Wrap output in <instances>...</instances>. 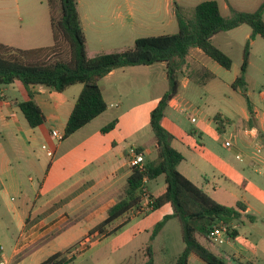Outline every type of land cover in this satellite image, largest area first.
Masks as SVG:
<instances>
[{"label":"crops","instance_id":"0c3cea01","mask_svg":"<svg viewBox=\"0 0 264 264\" xmlns=\"http://www.w3.org/2000/svg\"><path fill=\"white\" fill-rule=\"evenodd\" d=\"M225 1L223 2L226 5ZM262 1L230 0L228 8L232 5L231 7L237 10L253 11ZM217 2L220 8L219 0ZM101 3L111 5L110 11H98V5ZM130 3V0H77V10L85 36V49L88 57L101 52L123 51L133 46L138 36L133 35L132 29L137 26V22L132 13L125 14L122 11L124 8L130 10ZM238 4L247 5L249 8H242ZM121 5H125V7ZM168 13L175 16V12L169 11ZM23 19L20 16L18 25L11 30L12 40L5 41L0 38L1 43L21 49L51 45L44 44V37L36 40L33 44L23 41L17 42L14 37L21 31L22 24L20 22ZM46 20L43 13L40 15L35 14L33 18L34 26L39 24L43 34L46 32ZM33 31H31L32 34ZM250 33L251 29L247 34V38H249ZM216 34L211 39L213 44ZM214 45L220 48L219 45ZM201 53L203 54L199 48H191L186 55L185 63L178 74V92L181 89L187 90L191 84L206 86L211 80H208L204 85H200L188 76V71L194 65L193 62L198 63V68H206L199 62ZM195 55H197V58H195ZM151 75L158 77L160 81L164 79L166 83L163 87L162 84H159L157 91L155 86L151 84L149 94H146L147 89L144 87V81L141 88H139L136 80ZM15 82L20 83L14 81L7 85L14 86ZM99 85L107 105L105 111L68 137H62L60 140L53 137L51 131L56 130L63 136L66 121L81 91L82 84L78 87H75V84L70 85L63 91L50 90L38 85L31 86L34 100L45 117L44 122L34 128L28 125L18 107V102L28 98L24 86L22 85L25 96L23 100L17 98L8 100L5 95V88L0 86V104L5 106L4 111L0 109V119L3 121V126L13 131L14 136V143L9 146L11 153L14 155V165L10 161L1 159L0 170L3 172L2 170L6 165H12L13 179L19 185L20 190H22L21 175L30 168L39 173L41 177L35 191V202L28 206L25 198L21 204L13 205L10 209L12 220L18 221L21 228L10 257L1 260V263L19 264L26 258L37 257L45 248L48 249L47 258L49 255L64 251L77 243V246L67 254V257L73 258L72 264H82L83 262L81 263L78 260L84 256L87 257L90 254L89 252L101 244L102 241L108 240L106 242V244H109L108 254H114L129 246L139 234H149L150 229H153L158 221L165 215L172 213L170 203L164 204L158 210L148 207L149 195L157 196L164 189L162 192L155 194L148 187V184L156 179L145 180L147 193L143 196L139 208L122 215L111 224V226H116L126 222L121 230L109 236L87 235L89 229L101 222L106 217L108 209L120 199L119 197L126 187L127 177L131 172L130 150L132 148L140 149L145 155V162L156 158L155 139L149 120L151 110L158 104L160 98L168 89L166 64L156 62L149 65L115 68L99 80ZM218 115V122L225 121L221 114L218 113ZM165 119L166 114L164 113L161 124L170 132L171 130L165 125ZM242 119L243 124L236 126L233 130L236 139L229 146L232 151L231 155L234 157L239 155V158H235L241 165L235 167L229 160L226 161L225 164L229 171L228 173L225 172L227 176L224 179L231 184L230 186H222V190L231 197L230 204L224 205L235 206L237 202H240L243 204L244 209L240 210L239 220L227 224L228 238L225 242H234L232 253L234 257H241L242 260L239 261V264H264V249L258 247V239H264V114L258 110H245L242 113ZM113 120H115L113 127L103 130V127ZM220 128L224 129L223 123H220ZM147 130L148 133H146ZM149 132L152 136L149 135V139L144 140L143 136H148ZM45 136L51 142L53 156L49 157L45 152L46 159H41L35 157L32 150L33 146ZM174 136L173 139L176 137ZM174 140L178 141L177 137ZM171 145L182 153V150L172 142ZM191 145H194V143L192 142ZM46 147L48 148V146ZM250 150H254L256 154H253ZM151 154H154L153 158H150ZM184 160L185 157L182 161ZM178 170L193 181L188 174L182 172L179 168ZM229 173L234 175L233 180H231ZM202 179L204 183L206 181L209 183L206 177ZM29 180H32L31 176H29ZM201 188L219 202L204 189V186ZM212 189L214 193L221 190L217 186ZM136 218H139V221H136L133 225L132 221ZM246 221L251 223L250 227L241 234L239 225L245 226ZM130 225L131 228H129ZM77 226L83 229L78 240L68 245H63L61 241L58 242L59 237L64 234V230ZM232 230H235L233 237L230 234ZM245 234L258 241L253 243L250 240L251 238L249 239ZM240 237L243 241L238 244L236 239ZM205 239L211 241L208 238ZM58 245L60 246L58 247ZM148 245H151L154 255L153 244ZM52 246L53 250L49 249ZM163 249L160 246L159 251L163 252ZM221 253L230 257L226 252ZM193 256L196 255L193 253L189 255L188 263ZM44 259L40 260L38 258L35 263L38 264ZM154 264H156V259H154Z\"/></svg>","mask_w":264,"mask_h":264},{"label":"trees","instance_id":"16d2710c","mask_svg":"<svg viewBox=\"0 0 264 264\" xmlns=\"http://www.w3.org/2000/svg\"><path fill=\"white\" fill-rule=\"evenodd\" d=\"M46 1L53 37L50 46L21 49L0 42V85L19 81L24 86L28 98L18 102V107L30 127L34 128L45 120L43 112L34 100L31 86L38 85L50 90L63 91L70 85L82 84L65 124L63 138H66L105 111L107 105L99 80L111 70L156 62L166 64L168 89L151 110L149 120L155 139L156 158L145 162L143 169L131 168L123 196L108 209L106 217L101 222L89 229L87 235L100 236L115 232L121 225L109 231L106 230L107 226L122 215L139 208L143 196L147 193L146 181L163 176L164 191L157 196L150 194L148 205L150 209H156L170 203L172 213L165 215L154 225L150 238L153 239L157 235L167 220L176 218L180 224L184 248L173 264H188L191 253L206 264H227L208 250L198 237L207 238L210 229L218 223L227 225L239 220L240 210L244 209V206L240 202L235 206L217 202L178 170L177 165L184 156L171 145L173 135L162 126L161 119L169 101L177 93L178 74L191 48H199L204 55L229 69L232 60L212 43L213 35L246 24L251 29L249 39L257 35L264 38V0L253 11H241L229 6L231 14L227 17L221 14L217 0H203L197 3L189 17L176 7V32L137 37L131 48L102 52L92 57L86 54L77 0ZM61 40L68 45L69 54L66 60L62 55L67 54V50L64 51ZM248 54L249 41L244 45L240 74L231 85L233 89L244 91ZM188 76L198 84L204 85L213 78V73L205 67H200L192 68L188 71ZM218 117L219 115L215 116L216 121ZM114 123L115 120L111 121L103 130L113 127ZM217 128L220 129V122ZM230 234L233 237L235 230ZM74 246L75 244L64 251L55 252L38 264H72L73 258L67 257V254ZM145 254L147 259L141 264H154L150 245L146 247Z\"/></svg>","mask_w":264,"mask_h":264},{"label":"rangeland","instance_id":"374dc122","mask_svg":"<svg viewBox=\"0 0 264 264\" xmlns=\"http://www.w3.org/2000/svg\"><path fill=\"white\" fill-rule=\"evenodd\" d=\"M201 1L203 0H130V10L124 8L122 11L125 14L128 12L132 13L137 22V26L132 29L134 36H151L176 32L177 24L175 16L168 12H175L176 7H179L178 10L186 17H189L193 7ZM223 1L225 0H219L221 14L225 17L230 16L231 13L228 8L230 0L225 1L226 5ZM121 6L125 7V5ZM238 6L249 8L247 5L238 4ZM110 7L111 5L108 3H101L98 5V11L109 12ZM41 13L47 19L45 21L46 32L44 34L41 26L39 24L34 26L33 21L34 15H40ZM20 16L24 19L20 22L22 24L21 31L14 37L17 42L23 41L28 44H33L36 40L44 37V44H52L50 13L46 0H0L1 40H12L11 30L18 25V18ZM32 30H34L33 34L31 33ZM249 32L250 27L246 24H241L238 28L216 34L213 42L229 54L232 60L231 67L226 69L201 53L199 62L213 73V78L206 86L191 84L187 90L181 89L180 92L177 91L176 95L172 98L175 99L170 102L171 99L165 109V125L171 130L170 133L178 139V141H175L174 139L176 137L174 136L175 138L171 142L182 150V154L185 157V160L177 165L178 168L188 174L200 188L204 186V189L219 200V202L227 205L230 204L231 197L222 190V186H230L231 183L224 179L227 176L225 172L228 173L229 171L225 163L229 160L235 167L240 166L241 163L236 159V155V158L231 155L232 151L229 146H225V141L233 142L236 139L233 130L236 126L243 124V111L253 109L264 114V101L262 100V94H264V38L257 35L253 39H249L247 38ZM247 41H249V54L245 73L246 85L244 91H241L240 89H233L231 85L240 74L243 49ZM61 42L63 43L62 47L64 51L67 50V54L62 55V58L66 60L69 54L68 45L64 40H61ZM195 58H197V55H195ZM193 63L194 65L192 66L198 69V63ZM136 81L139 84V88H141L144 81V87L147 89L146 94H149L151 84L155 86V90L157 91L159 84H162L163 87L166 83L164 79L160 81L158 77H153L152 75L144 77L143 79H137ZM75 85V87H78L81 84L78 83ZM0 86L5 88V95L8 100L14 98L23 100L25 98L23 87L18 82H15L14 86ZM0 109L4 111L5 106L0 104ZM218 113L225 119V121H219L221 124H224V129L217 128L218 122L215 116ZM192 118L194 120H191ZM143 133L145 134V132ZM146 133H148V130ZM149 133L148 136H143L144 140H148L149 135L152 136L151 132ZM183 135L185 136L181 138ZM13 138V131L3 126V121L0 119V160L10 161L14 165V155L9 148L14 143ZM192 142L194 145H191ZM43 144L48 146V149L49 147L50 149L52 148L51 142L45 136V138H41L39 143L33 146L32 152L35 157L46 159V151L41 148ZM250 151L253 154L255 153L254 150ZM153 156L154 154H151L150 158H153ZM2 171L0 170V244L2 245L0 261L10 257L21 228L18 221L12 220L10 209L13 205L21 204L25 198L27 199L28 206H31L36 200L35 191L41 179L40 174L30 168L21 175L20 182L22 184V190H20L19 185L13 179L12 165H6ZM229 174L231 180H233L234 175L232 173ZM29 176L32 177V180H29ZM203 177H206L209 183L207 181L204 183ZM215 186L221 188V190H217L214 193L212 188ZM148 187L155 194L162 192L165 187L163 176H159L155 181H151ZM123 194L124 190L119 198ZM163 206L164 204L155 210ZM136 221H139V218L132 221L133 225ZM111 224L107 226V231L118 226H111ZM125 224H121L115 232L105 236L116 234ZM245 224V226L239 225V232L241 234L250 227L251 223L246 221ZM131 225L129 228L132 227ZM151 229L150 233L152 231ZM82 230L78 226L64 230V234L59 237L58 242L61 241L63 245L72 244L80 238ZM150 233L139 234L129 246L111 255L108 254L109 244H106L108 240H104L97 247L93 248L87 257L84 256L78 261L83 262L82 264H118L119 262H121L119 264H141L147 259L144 253V247L148 244H153L155 252L153 258L156 259V264H173L178 254L184 248L179 221L176 218L169 219L153 239L150 238ZM95 236H99V234ZM247 236L249 239L251 238L250 240L253 243L259 240L258 247L264 249V239L259 238L257 240L249 235ZM152 240L154 241L152 242ZM199 241L212 253L222 258L227 264H239V261L242 260L241 257L233 256L234 242L219 244L202 237L199 238ZM242 241L241 237L236 239V243L238 244ZM76 246L77 243L72 249ZM160 246L164 248L163 252L159 251ZM52 248L53 246L49 249L53 250ZM47 252L48 249L45 248L37 257L26 258L19 264H36L35 262H37L38 258L40 260L46 258ZM221 252H226L230 257ZM124 260L125 262H123ZM188 264L206 263L199 260L196 256H193Z\"/></svg>","mask_w":264,"mask_h":264},{"label":"built area","instance_id":"2783aa9c","mask_svg":"<svg viewBox=\"0 0 264 264\" xmlns=\"http://www.w3.org/2000/svg\"><path fill=\"white\" fill-rule=\"evenodd\" d=\"M263 100H264V94H263ZM194 120V118H192ZM51 135L57 139H61L63 136L60 135L56 130L51 131ZM225 146H231L230 141H225ZM42 148L45 149L47 156L52 157L53 151L51 149H48L45 145H42ZM144 158L145 155L142 151H139L136 148H132L130 150V166L137 167L139 169H143L144 167ZM237 158H239V155H237ZM145 181V179H144ZM149 207V206H148ZM207 238L216 242V243H224L225 240L228 238V227L224 223H218L214 225L210 231L207 234ZM2 250V245L0 244V251ZM0 264H3L0 262Z\"/></svg>","mask_w":264,"mask_h":264}]
</instances>
